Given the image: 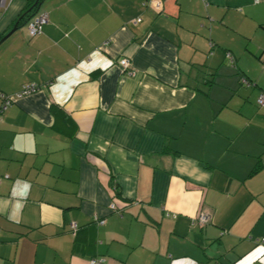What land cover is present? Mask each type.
I'll return each instance as SVG.
<instances>
[{
	"label": "crops",
	"instance_id": "obj_1",
	"mask_svg": "<svg viewBox=\"0 0 264 264\" xmlns=\"http://www.w3.org/2000/svg\"><path fill=\"white\" fill-rule=\"evenodd\" d=\"M147 1L0 0V264H264V0Z\"/></svg>",
	"mask_w": 264,
	"mask_h": 264
},
{
	"label": "built area",
	"instance_id": "obj_2",
	"mask_svg": "<svg viewBox=\"0 0 264 264\" xmlns=\"http://www.w3.org/2000/svg\"><path fill=\"white\" fill-rule=\"evenodd\" d=\"M146 4L152 5L156 10H160L161 9V1L160 0H148L147 2H145ZM139 18H135V20H138ZM47 21V16L46 14H35L30 16L27 21H26V27H27V31L29 33V35H35L38 32L41 31L42 25ZM227 58L229 59V62L232 64V58L229 56V54H226ZM118 65L121 69V71H126L129 68V60L126 57H119L118 60ZM128 73L130 75H134L135 72L129 70ZM242 82H247V79L245 77L241 78ZM37 89V85L35 83H24L21 85V87L19 88V90H17L14 93L11 94H4L1 93L0 97V112L6 108L9 104H11L13 102L14 99L19 98L23 95H26L28 93L34 92ZM257 103L259 105L264 104V92L260 93L257 97ZM111 208L114 207V205L111 203L110 205ZM94 219L98 222V223H102L104 220L103 218H98V217H94ZM209 219V216L203 212H199L198 215L196 216L195 219H193L191 221V224H197V225H203L204 223H206ZM71 227L75 228L76 224L75 222L71 223ZM102 259L100 258H93L90 260L89 264H101Z\"/></svg>",
	"mask_w": 264,
	"mask_h": 264
},
{
	"label": "trees",
	"instance_id": "obj_3",
	"mask_svg": "<svg viewBox=\"0 0 264 264\" xmlns=\"http://www.w3.org/2000/svg\"><path fill=\"white\" fill-rule=\"evenodd\" d=\"M40 2V0H27V3H26V5H27V8H28V10H26V12L24 13V15L26 16L27 14H28V12L32 9H34V8H36V6L38 5V3ZM23 15V16H24ZM23 16H22V18H23ZM28 17V16H27ZM25 18V20H27L28 18ZM225 54H224V58H225V60L227 61V63L229 64V65H231V66H233V67H237L236 66V64H235V58H234V56H233V54L230 52V51H228V50H226L225 52H224ZM226 54H229V56L232 58V61H233V63L231 64L230 62H229V59L227 58V56H226ZM242 77H245L246 79H247V84L249 83V82H251V80L250 79H248L244 74H240V76H239V81H240V83H242V84H244L245 82H242V80H241V78ZM76 224V223H75ZM75 228H77V224H76V227ZM75 228H72V230L73 229H75ZM93 258H100V259H102V262H103V258L102 257H100V256H95V257H92L91 259H93ZM90 259V260H91ZM90 260H89V262H90ZM101 262V263H102ZM89 264V263H88Z\"/></svg>",
	"mask_w": 264,
	"mask_h": 264
},
{
	"label": "rangeland",
	"instance_id": "obj_4",
	"mask_svg": "<svg viewBox=\"0 0 264 264\" xmlns=\"http://www.w3.org/2000/svg\"><path fill=\"white\" fill-rule=\"evenodd\" d=\"M261 67L264 69V64L263 63H261ZM263 75V74H262ZM263 77H264V75H263ZM254 80H251V82H249L248 84L247 83H244V84H242V83H240L241 85H244V86H251V85H253L254 84ZM262 92H264V90H260L259 91V94L260 93H262ZM258 94V95H259ZM258 97V96H257ZM250 101V100H249ZM254 102V101H253ZM256 102H257V98H256ZM258 104V103H257ZM259 105V104H258ZM245 106L246 107H248V106H250V103L248 102V103H245Z\"/></svg>",
	"mask_w": 264,
	"mask_h": 264
},
{
	"label": "water",
	"instance_id": "obj_5",
	"mask_svg": "<svg viewBox=\"0 0 264 264\" xmlns=\"http://www.w3.org/2000/svg\"><path fill=\"white\" fill-rule=\"evenodd\" d=\"M16 26H14L12 29H10L5 35H3L1 38H0V43L1 41H3L14 29H15Z\"/></svg>",
	"mask_w": 264,
	"mask_h": 264
}]
</instances>
